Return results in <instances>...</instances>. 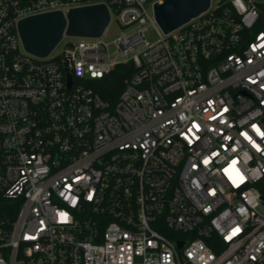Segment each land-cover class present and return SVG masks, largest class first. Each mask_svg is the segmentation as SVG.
<instances>
[{"label": "built area", "instance_id": "obj_1", "mask_svg": "<svg viewBox=\"0 0 264 264\" xmlns=\"http://www.w3.org/2000/svg\"><path fill=\"white\" fill-rule=\"evenodd\" d=\"M162 2L0 0V264H264V0L169 34ZM93 5L100 38L25 51L21 20Z\"/></svg>", "mask_w": 264, "mask_h": 264}, {"label": "water", "instance_id": "obj_2", "mask_svg": "<svg viewBox=\"0 0 264 264\" xmlns=\"http://www.w3.org/2000/svg\"><path fill=\"white\" fill-rule=\"evenodd\" d=\"M211 0H163L154 6L157 24L164 34L185 25L210 7ZM110 23L105 5L71 9L66 15L51 12L23 19L18 32L26 52L39 58L48 57L64 36L100 38ZM72 84V81H69ZM183 243H179V249Z\"/></svg>", "mask_w": 264, "mask_h": 264}, {"label": "trees", "instance_id": "obj_3", "mask_svg": "<svg viewBox=\"0 0 264 264\" xmlns=\"http://www.w3.org/2000/svg\"><path fill=\"white\" fill-rule=\"evenodd\" d=\"M262 10L264 11V7H262ZM134 71L135 69L132 65L118 66L113 73L103 80L93 82L92 86L95 92L98 93L104 101L109 102L111 105H115L125 87V80L128 79ZM207 243L212 247L210 242L207 241Z\"/></svg>", "mask_w": 264, "mask_h": 264}, {"label": "rangeland", "instance_id": "obj_4", "mask_svg": "<svg viewBox=\"0 0 264 264\" xmlns=\"http://www.w3.org/2000/svg\"><path fill=\"white\" fill-rule=\"evenodd\" d=\"M217 0H214V4L216 5ZM121 33V29L117 26L116 22L114 21L111 24V27L109 29L108 36L106 37V41L108 43L112 42L114 39H116L119 34ZM146 37L149 41H155L158 38L157 32L155 31L154 28H150L148 32L146 33ZM76 39H70V38H65L62 43L58 46V48L55 51V55H58L61 53V51L64 49L65 45L70 42V41H75Z\"/></svg>", "mask_w": 264, "mask_h": 264}]
</instances>
